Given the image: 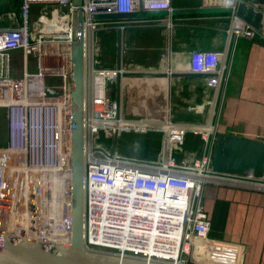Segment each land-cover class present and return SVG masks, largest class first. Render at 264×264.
I'll list each match as a JSON object with an SVG mask.
<instances>
[{"label":"built area","instance_id":"2783aa9c","mask_svg":"<svg viewBox=\"0 0 264 264\" xmlns=\"http://www.w3.org/2000/svg\"><path fill=\"white\" fill-rule=\"evenodd\" d=\"M34 5L42 7L36 20ZM230 8L223 49H194L175 68L168 43L163 55L170 66L163 73L159 72L161 64L145 67L127 62L124 43L120 64L99 65L101 47L96 35L100 30L122 32L140 23H166L171 42L177 20L174 0H83L81 6L77 0H21L20 23L0 28V107L6 109L7 122V142L0 145V234L49 245L73 242L72 44L78 41L82 25L84 249L163 264H214L209 261L220 255L226 258L225 264H240L241 257L233 254L242 249L239 244L210 235L211 220L203 200L204 187L212 178L264 188L253 181L209 174L218 132V103L230 71V49L237 39L255 40L261 33L238 14L236 4ZM152 12L163 15L139 17ZM132 13L137 16H109ZM15 51L23 54L19 77L11 74L7 58ZM30 56L35 59L34 69L29 68ZM178 71L207 75L212 96L188 107L193 113L205 114L204 122L174 118L172 80ZM155 73L166 78L168 111L161 116L127 114L123 104L126 78L146 77L145 82L153 84L150 78ZM51 79L55 82L49 83ZM207 126H214L213 130ZM131 131L163 133L158 156L141 158L120 152L118 138ZM191 133L200 137L202 148L187 150L191 151L189 158L183 152ZM109 139L114 140L112 146ZM245 176L264 179L262 173Z\"/></svg>","mask_w":264,"mask_h":264},{"label":"crops","instance_id":"0c3cea01","mask_svg":"<svg viewBox=\"0 0 264 264\" xmlns=\"http://www.w3.org/2000/svg\"><path fill=\"white\" fill-rule=\"evenodd\" d=\"M242 3L254 8L256 13L263 14L260 27H258L261 33L255 40L239 38L232 44L229 52V76L218 103V110L220 109L218 131L264 141V0H199V3L194 4H183L182 1L174 0L177 20L172 31L171 42L168 43L172 49L175 47L178 51L171 60L178 64H184L188 60L189 52L194 49H223L226 44L225 29L230 21L229 9L233 4H236L238 9ZM20 6L21 0H7L4 4H1L0 0V28L14 27L20 23ZM39 7L40 5H34L32 8L34 20L40 14ZM211 9L215 12L210 13L213 11ZM191 11L193 13L179 14ZM160 14L163 15V13L152 12L140 14L139 17ZM161 27H166V23H140L128 28L129 32L140 31L139 35L142 38H137L139 41L144 40L146 30L151 32L146 35L148 39L150 35V39L159 40L162 35L165 40ZM112 30H117L119 36L122 34L118 29ZM165 30L167 34V28ZM132 35L128 33L129 41L132 40ZM150 39L147 45L130 44L129 47L134 51L133 49L138 46L142 49H159L162 46L157 42H150ZM120 41L119 39L118 46ZM15 53H20V51ZM132 54L135 59L140 56H149L154 59L156 56L146 50H143V54L138 55L137 51ZM161 54L160 52L158 56ZM21 60L22 75L23 54ZM29 68H35V59L32 56L29 57ZM206 77L204 74L192 75L190 73L173 77L172 112L174 116L176 115L175 118L180 120L186 115L192 116L194 120L203 118L204 121L205 114L193 113L188 107L212 96L213 90L208 87ZM142 81L144 80L137 79L130 83L129 90ZM158 87L160 92V86ZM137 97L133 100L132 109L126 106L127 114L146 113L152 116L154 112L149 111V107L153 109V106H155L154 109L158 108L156 115L161 114L160 97L159 101L154 95L146 98ZM201 148L202 145H199L200 151ZM203 200L205 210L211 220L210 235L215 239L239 244L242 249L233 254L237 258L241 257L240 264H264V188L250 186L248 183L212 178L211 182L204 187ZM209 262L225 264L227 260L220 255L213 256Z\"/></svg>","mask_w":264,"mask_h":264},{"label":"water","instance_id":"95a60500","mask_svg":"<svg viewBox=\"0 0 264 264\" xmlns=\"http://www.w3.org/2000/svg\"><path fill=\"white\" fill-rule=\"evenodd\" d=\"M6 2L7 0H1V4ZM77 3L81 6L83 0H77ZM229 11L231 12L232 9L230 8ZM212 12L215 11H210V13ZM187 13L193 12L179 14ZM238 14L255 27H260L263 16L261 12L256 13L254 8L247 7L242 3L238 7ZM109 16L123 18L137 16V14ZM79 22L81 24L83 22L82 10H79ZM79 32L78 41L72 44V82L74 84L72 92L74 123L72 137L73 242L70 245H49L44 241L28 238L17 239L11 235L0 234V264H163L90 252L83 247L85 67L82 25ZM146 74L150 75V73ZM183 74L186 73L175 75ZM155 75L160 76L162 73H155ZM119 91L120 79L118 81ZM213 143L212 170L209 174L217 178H238L264 184V179H252L245 176L256 173L264 175V141L218 131Z\"/></svg>","mask_w":264,"mask_h":264},{"label":"rangeland","instance_id":"374dc122","mask_svg":"<svg viewBox=\"0 0 264 264\" xmlns=\"http://www.w3.org/2000/svg\"><path fill=\"white\" fill-rule=\"evenodd\" d=\"M179 1H182V3H187V4H194V3H199V0H179ZM42 7H39V12L41 11ZM166 27H161V30L163 31V35H164V38L165 40L163 39L161 33H160V39L159 40H156V38H152L150 39V35L148 36L149 39H150V42H157V44H162V46L159 48V49H142L140 48L139 46L137 48H134L133 50L134 51H137L138 52V55L139 54H143V50H146V52H151V53H154L156 56L155 58H151L149 56H146V57H137L135 59V61H137L139 64H143V66L147 67L149 63H151L150 66H157L158 65V62L160 60V56H158V54L161 52L162 54L165 52L164 50L165 49H162V48H166L168 47V37H167V34H166V30H165ZM140 32V31H139ZM139 32H136L135 30H132L129 32V28L127 27V29L123 30L121 33V35L119 36L118 33H117V30H100L96 37L99 41V44H100V47H101V50L99 51V55H98V64L99 65H102V66H116L118 63H119V60L121 61V53L123 52V47L122 45H124L123 43L125 42V46H126V51H130V52H134L131 50V48L129 46H131L130 44H133V45H147V41L149 40L146 35L150 34V30H146L144 31L145 34H144V40L143 41H139L137 38H142L140 37L141 35H139ZM117 33V34H116ZM128 33L130 34H133L132 35V40L129 41L128 38ZM135 33V34H134ZM114 35H115V39H114ZM125 39H124V37ZM112 39V40H111ZM119 39L121 40V44L118 46V43H119ZM115 41V42H114ZM117 41V43H116ZM116 43L117 45L114 46V43ZM149 42V45H151ZM165 44V45H164ZM120 47V48H119ZM122 51V52H121ZM17 52V51H15ZM15 52H12L8 55V60L11 62V74L13 76H17V75H21V68H22V60H21V57H22V53H15ZM176 51L175 50V47L173 49V56L176 55ZM137 55V56H138ZM175 61V60H174ZM177 62H171L172 66H174L175 68H177L178 66H176ZM31 66V65H30ZM143 80V79H142ZM146 80V79H145ZM142 81L140 82V84H138L137 86H132V88L129 90V88H127L126 90V106L129 107V108H133V103H134V99H137L139 97L141 98H146L148 96L151 97V95H154L155 97L159 98V95L160 93L162 92V87L159 85V84H156V83H153L152 85H156V86H152L150 85L149 83ZM148 81V80H146ZM52 82H55L54 79H51L49 80V83H52ZM158 85L160 86V92H159V87ZM144 95H147V96H144ZM127 107H126V111H127ZM155 106H153V109L152 107H149V111H153L154 113H158V108L157 109H154ZM128 112V111H127ZM144 115H149V114H146V113H136L135 115H132V116H144ZM183 116V115H181ZM185 117H181L182 119L180 120H186V121H194V122H204L203 121V118L200 119V120H194L191 117L189 116H186L184 115ZM176 117V115L174 116V118ZM177 119V118H175ZM179 120V119H177ZM160 135V139L162 137V134L161 132L159 131H149V132H136V131H131V132H126V133H123L119 138H118V141H117V145H118V149L120 152L121 149L119 146L121 145H124L125 144V141L128 140L127 136L129 135H139V136H146V137H150V136H147V135ZM126 136V137H124ZM190 141H192L191 144L194 143V140H196L199 136L197 134H190ZM200 138V137H199ZM6 140H7V122H6V109L4 107H0V145L1 144H5L6 143ZM201 140V139H200ZM202 141V140H201ZM107 143L108 144H111V146L114 144V140H107ZM190 144V143H189ZM160 145H161V141H160ZM202 145V144H200ZM122 147V146H121ZM187 150H194L192 147H190V145L187 144V146L185 147V151L183 152L184 154V157H189L191 158V151H187ZM199 151V150H198ZM160 152V146H159V150H158V153H157V156ZM196 155H199L200 153L196 152L195 153Z\"/></svg>","mask_w":264,"mask_h":264},{"label":"trees","instance_id":"16d2710c","mask_svg":"<svg viewBox=\"0 0 264 264\" xmlns=\"http://www.w3.org/2000/svg\"><path fill=\"white\" fill-rule=\"evenodd\" d=\"M161 15L162 14L157 15V16H161ZM114 39H115V35H114ZM116 43H114V46L117 45ZM147 136H150V137L139 136V135L127 136L128 140L125 141V144L121 145L122 147L119 146L122 153L126 155H130V156H138L141 158H155L157 156L159 146H160V141H161L160 135L151 134ZM189 140H190V137L187 139V144L190 145V147H192L194 150L196 149L199 150V145L201 144L200 138L198 137L196 140H194L193 144H191L192 141L189 142ZM5 144H1V145H5Z\"/></svg>","mask_w":264,"mask_h":264},{"label":"bare ground","instance_id":"6f19581e","mask_svg":"<svg viewBox=\"0 0 264 264\" xmlns=\"http://www.w3.org/2000/svg\"><path fill=\"white\" fill-rule=\"evenodd\" d=\"M125 60L127 62L129 61H134L136 63H138L137 61H135V58L132 54V52H130L129 50L128 51H125ZM168 62L166 61V58L163 54H161L160 56V60L158 62V65L159 66L160 64V69H164L166 67H169L170 65L167 64ZM141 64V63H140ZM143 65V64H141ZM151 64H148L147 67H149ZM165 65V66H164ZM183 64H177L176 66H181ZM178 68V67H177ZM167 70H170L169 68H167ZM177 70V69H176ZM163 71H166L165 70H162V71H159V72H163ZM163 73H167V72H163ZM182 73H186L185 71H178V72H175L173 77H175V74H182ZM137 79H140L142 80L141 77H134V76H131V77H127L126 80H125V83H124V92H123V104H124V108H125V111H126V90L129 86L130 83L134 82L135 80ZM146 80H149L148 78L145 77ZM150 79H152V83H156V84H159L161 87H162V92L160 93V95L162 94L164 97L160 96L159 97L161 98V101H162V105H161V114L160 115H157V116H161L163 114H165V111H168V109L166 108V104H167V99H166V95H168V87H165L167 86V81H164V79L166 78H163L162 76H156V77H151ZM127 112V111H126ZM144 116H149V115H144ZM138 117V116H137ZM213 127L214 126H207L205 127V129H207L208 131H212L213 130ZM219 180V179H218Z\"/></svg>","mask_w":264,"mask_h":264}]
</instances>
